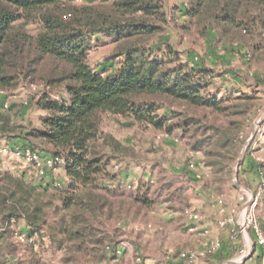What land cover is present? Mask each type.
Returning a JSON list of instances; mask_svg holds the SVG:
<instances>
[{
	"label": "trees",
	"instance_id": "trees-1",
	"mask_svg": "<svg viewBox=\"0 0 264 264\" xmlns=\"http://www.w3.org/2000/svg\"><path fill=\"white\" fill-rule=\"evenodd\" d=\"M95 1L77 6L73 0H0V88H12L20 76L33 75L44 62L53 68L45 76L47 92L39 101L46 112L41 117L42 127L17 133L0 102V138L7 140L10 150L49 152L57 160L55 167H62L69 180L62 193V206L69 213L56 225H49L46 204L34 197L36 187L27 183L25 173H6L0 178V214L7 218L0 223V264L21 262L12 260L16 251L2 249L10 236L11 219L17 228L23 220L19 232L34 239L29 246H39L45 234L49 242L69 249V263L89 251H95L92 257L98 261L122 262L126 253L115 255L119 242L101 226L103 217H123L134 210L137 214L153 201L144 193L126 194L119 174L109 170L108 151L121 153L124 146L112 134L103 133L104 114L173 133L176 129L187 131L200 121L173 112L172 117L181 118L174 122L167 114H159L165 100L246 119L256 108L255 96L223 97L220 90L212 88L214 75L210 71L184 63L169 45L165 49L154 46L153 38L166 20L162 0ZM186 2L189 22L202 33L217 27L220 37L236 35L254 52L262 48L264 0ZM32 24L35 34L28 28ZM98 33H108L117 44L115 54L120 61L113 72L89 63L91 36ZM58 83L65 86L60 97L49 93ZM230 125L203 126L212 131L204 133L198 150L204 151L215 184L233 176L235 140L244 126L237 121ZM234 126L240 130L235 135ZM261 228L264 233L263 225ZM42 248L31 254V264H39Z\"/></svg>",
	"mask_w": 264,
	"mask_h": 264
},
{
	"label": "rangeland",
	"instance_id": "rangeland-1",
	"mask_svg": "<svg viewBox=\"0 0 264 264\" xmlns=\"http://www.w3.org/2000/svg\"><path fill=\"white\" fill-rule=\"evenodd\" d=\"M88 1L73 0V4L81 6ZM162 4L166 20L161 22L162 29L153 38L154 46L165 49L169 45L184 63L210 71L214 75L212 88L220 90L219 95L223 97L243 93L255 96L256 108L246 119L165 100L159 114H167L174 122L185 116L200 121L187 131L176 129L173 133L132 122L127 117L104 114L103 133L112 134L124 146L121 153L108 151L109 170L119 174L121 189L126 194L144 193L153 204L137 214L134 210L123 217H103L101 226L119 243L127 241L133 251L142 256V264H260L263 247L255 245L252 230L246 223L255 215L264 228V44L254 52L236 35L220 37L217 27L202 33L195 23L189 22L186 0H162ZM28 28L37 33L34 24ZM116 46L108 33L92 35L90 65L115 71L120 61L115 54ZM49 65L44 62L33 75L20 76L10 89L0 88L2 108L11 115L17 133L42 127L41 117L46 112L39 107V101L47 92L45 76L53 70ZM64 90V84L58 83L49 93L60 97ZM173 112L181 116L172 117ZM230 121L244 126L239 139L235 140L238 147L231 164L233 176L217 180L215 184L212 169L205 164V153L198 150V146L206 136L204 133L209 135L212 131L204 130V125L231 126ZM232 130L233 135L240 131L235 126ZM5 147H8L7 140L0 138V178L6 173H25L27 183L36 187L34 197L46 204L47 223L56 225L69 213L62 206V193L69 183L64 169L59 166L48 169L44 165L38 169L28 160L5 151ZM41 154L50 156L46 151ZM241 156L242 165L239 164L235 173ZM258 191L259 199L252 206ZM191 212L198 214L196 220L189 218ZM6 221V215L0 214V223ZM192 224L196 226L194 231L190 230ZM17 225L18 229L22 228L23 220ZM243 227L249 237L247 233L242 237ZM216 241L220 246L213 250ZM38 243L35 248L19 245L9 236L2 249L20 251L19 264H31V254L41 247L39 264H114L109 259H93L95 251L86 252L69 263L66 261L71 256L69 249L58 242H49L45 234ZM125 257L119 264H132L131 257L128 256V260Z\"/></svg>",
	"mask_w": 264,
	"mask_h": 264
},
{
	"label": "built area",
	"instance_id": "built-area-1",
	"mask_svg": "<svg viewBox=\"0 0 264 264\" xmlns=\"http://www.w3.org/2000/svg\"><path fill=\"white\" fill-rule=\"evenodd\" d=\"M4 150L7 152L10 151L14 154H17L21 158L28 160L29 163L35 165L38 169L43 165H44V167H46L48 169H52V168H55V165L57 163V160L54 157L44 156L41 153H39L37 151H33L29 148L24 149V150H21L18 148H16L15 150H10L9 147H5ZM191 166H193V164ZM128 188L130 189L131 186H129ZM259 195H260V191H258L256 193L255 199H253L252 206H254L257 203V201L259 199ZM189 218L191 220H196L198 218V214L195 212L194 213L191 212L189 215ZM10 221H11L10 222L11 223L10 236L12 237V239H14V241L19 245H25V246L31 245L33 243L34 239L29 238L25 233L19 232V229L16 226L15 219H11ZM247 226L252 230L256 244L261 245V247H263V250H264V233H263V230L261 228L260 222L258 221V219L255 215H252L248 218V221L246 223V227ZM1 227L2 226L0 225V228ZM137 227H138V225L136 226V228ZM195 229H196V226L192 224L190 226V230L194 231ZM246 233H247L246 228L243 227V229L241 230V235L243 238H245ZM249 236L250 235H248V233H247V237H249ZM219 246H220L219 241H216L213 243L212 249L216 250L219 248ZM123 253H127L128 256L131 257L132 264H142V256L139 255L138 252L135 253L133 251V247H131L130 244L125 240L121 241L115 250V255H117V257L121 256ZM192 257H194V256H192ZM21 258H22V254L20 251H18L12 257V260H20ZM260 264H264V256H263Z\"/></svg>",
	"mask_w": 264,
	"mask_h": 264
},
{
	"label": "water",
	"instance_id": "water-1",
	"mask_svg": "<svg viewBox=\"0 0 264 264\" xmlns=\"http://www.w3.org/2000/svg\"><path fill=\"white\" fill-rule=\"evenodd\" d=\"M244 150H245V148H244ZM242 156H243V154H242ZM242 156L240 157V159L237 161V163H236V168H235V173L237 172V168H238V166H239V164H240V160H241V158H242ZM235 185L237 186V187H240V185L236 182L235 183ZM233 262V261H232Z\"/></svg>",
	"mask_w": 264,
	"mask_h": 264
},
{
	"label": "crops",
	"instance_id": "crops-1",
	"mask_svg": "<svg viewBox=\"0 0 264 264\" xmlns=\"http://www.w3.org/2000/svg\"><path fill=\"white\" fill-rule=\"evenodd\" d=\"M125 256H126V257H125V258H126V260H128V255H125Z\"/></svg>",
	"mask_w": 264,
	"mask_h": 264
}]
</instances>
